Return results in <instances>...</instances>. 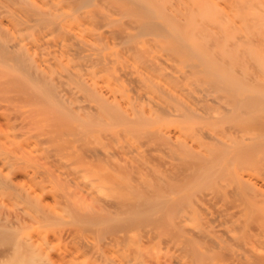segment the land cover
I'll return each instance as SVG.
<instances>
[{
    "label": "bare ground",
    "instance_id": "6f19581e",
    "mask_svg": "<svg viewBox=\"0 0 264 264\" xmlns=\"http://www.w3.org/2000/svg\"><path fill=\"white\" fill-rule=\"evenodd\" d=\"M11 64L17 78L4 70ZM0 67V94L13 89L9 83L26 91L44 84L42 95L35 94L53 95L57 110L72 120L173 124L149 135L168 150V158L153 153L167 176L143 190L132 179L136 193L128 185L120 187L130 191L102 196L94 186L69 189L59 195L63 212L86 202L89 213L79 218L93 227L62 226L50 235L44 223L57 210L45 197L57 203V192L45 193L42 172L35 173L42 176L40 193L16 189L30 176L20 165L32 154L12 155L3 141L0 260L264 264V0H0ZM17 100L8 104L18 107ZM131 165L147 171L149 160ZM210 178L216 180L209 187ZM13 186L31 209L21 212L18 198L9 197ZM168 204L171 217L184 208L172 228L163 214ZM34 224L44 231L30 233ZM161 248L166 256L152 255Z\"/></svg>",
    "mask_w": 264,
    "mask_h": 264
},
{
    "label": "rangeland",
    "instance_id": "374dc122",
    "mask_svg": "<svg viewBox=\"0 0 264 264\" xmlns=\"http://www.w3.org/2000/svg\"><path fill=\"white\" fill-rule=\"evenodd\" d=\"M12 67L5 66L4 70L5 69L7 70L8 68L7 71H9V73L13 70V72L11 73L14 74V76H16V74L14 73L15 67L13 68ZM1 72H3L2 69L0 73ZM10 74H8L9 80L10 79L13 80V78L10 77ZM3 76H7V75L3 73ZM17 77L18 76H16V78ZM17 80L18 79H14V82L16 81L17 83H19L18 82L19 80L18 81ZM23 81L24 80L22 79V82ZM24 83L26 82L24 81L23 85H25ZM10 85H12L13 88L12 90H10L9 87L7 86L8 91L10 90L9 91L10 93L5 88L7 93L6 92L4 93L7 94V96L3 93L0 94V98H2V100L0 99V148L2 149L0 150L5 151V149H3L4 148L3 141L6 142L9 141L10 143L7 142L8 143L7 145L10 144L9 148L11 150V153L9 151L8 146L6 148L5 145V148L8 149L6 151H8L10 154L12 155L15 153L21 154L20 151L23 152L24 150L27 152L29 151V153L32 154L31 156L33 158H31L29 154L31 160L28 159L29 160L28 161L26 159L28 161L27 164L23 161L24 160L23 158H21L23 159L22 161L20 160L22 163H25L27 165L25 166L24 164L23 166L21 164L20 166H22V168L26 167L24 169L27 172H29L30 174V176H28L29 178L22 177L21 183H20V179L18 180L20 183L19 185L17 183L18 187L13 186L8 188L9 190L6 189V191L8 190L9 193L8 191L7 193L11 195L10 193L13 192L10 190L11 188L13 189L14 187H16V189L19 190L25 187L27 188L25 190H28V192L31 191L32 194L40 193L39 187L42 184L40 183L42 181L41 177L42 176L45 177V182H43L45 184V188L43 189L45 193L57 192V203L55 202V200L53 201L50 194L45 197L50 204L49 208L53 207L54 209L57 210L55 216L51 220L44 223L45 232L49 233V235L53 233L55 230L57 231V227H62V226L77 225L85 230H89L90 228L93 227L92 225L88 224L86 220H81L79 218L80 214L86 215L89 213L90 210L89 204H87L86 202H81V203L77 202L76 204L73 203L71 205H68L70 206L68 210L70 214H68V211L63 212V208H65L66 204L64 203V198H60L59 195L65 193L67 194V192L69 193L68 191L69 189H74L79 191L80 189H87L86 187L94 186L95 188H99L98 191L96 192L97 196L111 195L116 189L120 191L119 193H121V189L123 186L120 187V185H124V186L128 185L126 187L134 191L133 187L137 185L135 184L136 181L132 179L138 180L137 182L139 184L137 183L138 184L137 187L140 188L139 186H142L141 189L143 190L144 187H149V186L151 187V185H154V181L156 183L157 179H161L163 176H167L165 167L159 165V163H157L158 161L157 162L155 161L153 153H157L158 155H162L163 157L168 158V150L166 147L162 146L161 144L157 145V143H152L149 139V135H151V133L162 132L167 130L168 128H172L173 124H85L82 121L72 120L62 115L57 110V101L56 99H53L55 98L53 95H52L53 98L52 96L48 97L47 93L45 92L46 93L45 95L43 93L45 99L43 98L44 96L40 97V94L43 92L42 89H40V86L42 87V85L44 84L40 86H35V84H30L35 88L28 85L29 88H26L28 89V91L24 90L25 89L24 87L26 86H23L24 89L23 88L19 89L17 86H14L13 84L9 83V86ZM15 85L17 84L15 83ZM15 87H17V89ZM18 89L20 90L19 93H21V90H23L24 91L22 92L23 94L20 95L19 93H17L18 91L15 92ZM31 89L33 91V93L31 94L33 95L31 96V94H29L30 95L29 97L28 93H30L29 90ZM37 89H40L39 91L40 94H37L38 93ZM34 91L37 93L35 94ZM48 93L50 94V92ZM18 95L19 97L21 96L19 99V101L21 102H18L17 100L19 98ZM9 97L13 99L12 102L11 99L9 100ZM6 98H8L7 101ZM41 98L44 101L41 100ZM3 99H5V101ZM15 99L18 102L16 104L19 105L18 107H16L14 104H13L14 107H12L13 105L8 104L9 101L11 104L14 103V101H16ZM25 99H27L26 102L24 101ZM28 99H30V101ZM54 100L56 101V104ZM4 107H6V109H4ZM4 113L5 115L8 114V116L10 117L9 121L3 118L2 115H4ZM46 156H48L49 159H47ZM50 158H54L55 164L51 162ZM143 159L149 160V168L147 169V171L142 169H137L135 165H131L134 164L136 160L139 161ZM38 172H42V176H40L39 174L38 176L35 175V173ZM131 180L133 181V185L135 184L134 186L131 184L132 182ZM213 180L216 179H211V178L208 179V181H210L207 183L208 186L214 185L215 181L213 183ZM37 181H39L40 184ZM126 182L128 184H125ZM20 185H22V187L24 185V187L21 188ZM41 186L44 185L42 184ZM203 186L206 187V185ZM118 187L120 188L118 189ZM158 187L160 189V186L156 184V188ZM196 187L198 186L193 187V190L194 188L196 190ZM200 187L202 188V186ZM124 190L125 189L122 190V193L124 192ZM22 191L23 190H21V195H19L20 197L18 196V193L20 191H18L17 194L15 192H13L12 194L15 196L14 198L20 199V200L18 199L17 200L13 199V200L14 201L16 200L17 201L16 203L22 206L21 212L24 208L25 209L32 208L31 201L25 198L21 199V197L24 196V194L22 195V193H24ZM134 193L136 192L134 191ZM12 195L9 197L13 198ZM170 206L171 205L168 204V207L165 206L166 211L163 210L165 212L163 214L166 215L164 216L166 217L165 224H167V228H172L173 225L172 217L176 213L177 214L181 213L182 211L181 208L184 209L183 207H181L180 212L178 211L179 209H177V212L174 210L175 214L171 217ZM173 209L176 208L173 207ZM156 214L157 213L155 214L152 213L151 216L158 217V214L157 215ZM149 215L147 214V217ZM147 217L145 219H147ZM114 219L118 220L120 219V217H118V219L116 218ZM160 219H158L159 222ZM121 220H118V222ZM162 225H160L161 226L160 228L158 227L159 230L161 228L162 229L164 228L162 227ZM42 226L34 224L33 227L29 228L28 230L30 233H35L39 229L44 231V228ZM132 233L138 234L141 233V230L135 229L132 231ZM159 235L161 236V234ZM56 245L57 242L55 243V246ZM165 253L166 251L164 250V248H161L153 252L152 255L155 256L160 255L159 258H161L167 255V254L165 255ZM8 263H9L8 260H0V264H8Z\"/></svg>",
    "mask_w": 264,
    "mask_h": 264
}]
</instances>
